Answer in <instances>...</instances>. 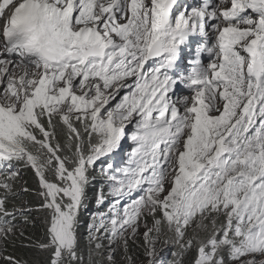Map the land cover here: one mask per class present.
Here are the masks:
<instances>
[{"label":"snow or ice","instance_id":"obj_1","mask_svg":"<svg viewBox=\"0 0 264 264\" xmlns=\"http://www.w3.org/2000/svg\"><path fill=\"white\" fill-rule=\"evenodd\" d=\"M192 36L203 42L173 75ZM23 169L40 240L20 223H33L16 203L33 191ZM97 178L107 207L82 246ZM141 238V264H264V0H2L0 252L19 240L37 254L5 264H136Z\"/></svg>","mask_w":264,"mask_h":264},{"label":"trees","instance_id":"obj_2","mask_svg":"<svg viewBox=\"0 0 264 264\" xmlns=\"http://www.w3.org/2000/svg\"><path fill=\"white\" fill-rule=\"evenodd\" d=\"M22 180L20 182V187L23 188L24 181L28 182V187L32 188V192H21L20 195L16 199V203L18 205H22L25 211L31 209L30 218L33 221L32 224H23L21 221V227L25 231L26 234L31 235L33 239L40 240L44 236V222L43 216L44 213L37 212L35 209L40 204V198L36 195L35 189L37 187L36 181L33 177V173L29 169H23L21 172ZM102 181L97 178L93 181L89 187L87 188V199L85 200V206L80 210L79 215V239L82 246L87 244V235L88 228L87 225L91 220V217L98 211H103L106 209L107 204L98 207L96 204V194L100 188ZM106 190V189H105ZM3 256L5 255H16V256H25L27 258H33L37 256L36 253L26 250L21 247V241L16 242V247L8 246L6 251L2 252ZM0 258V264H5L3 258Z\"/></svg>","mask_w":264,"mask_h":264},{"label":"rangeland","instance_id":"obj_3","mask_svg":"<svg viewBox=\"0 0 264 264\" xmlns=\"http://www.w3.org/2000/svg\"><path fill=\"white\" fill-rule=\"evenodd\" d=\"M125 91H127V90H122L121 93H120V95L121 96L124 95L125 94ZM119 98L120 97H117V100L112 101V103L115 104L119 100ZM132 130H133L132 125H129L128 126V129H127L128 134H130ZM133 146L134 145L132 144V142L130 140H128L127 137H126L122 141V147L117 150L116 154L113 157L112 162L114 163V165L119 166L118 165L119 164V158L117 157V155L119 154V152L123 150L124 151V154H125V157H126V160H127L128 153L131 151V148ZM98 167H99V165H98ZM140 232L141 233L143 232V228L140 229ZM142 243H143L142 238L141 239H138L136 241V243H133L131 240L129 241V246H130L129 254L132 255L133 257H139V259L136 260V264H141V261L143 260L142 248H140L138 246V245H140ZM2 252H0V258L3 255ZM164 255H165V258L166 259H170L171 258L170 251H166ZM117 262H118V264H122V257H121V255L119 253H117Z\"/></svg>","mask_w":264,"mask_h":264},{"label":"clouds","instance_id":"obj_4","mask_svg":"<svg viewBox=\"0 0 264 264\" xmlns=\"http://www.w3.org/2000/svg\"><path fill=\"white\" fill-rule=\"evenodd\" d=\"M187 91L186 89H184V87L181 85H177V88L174 90L175 92V95L176 96H181L183 94H187ZM117 157L119 158V166H122L125 162H126V157H125V154H124V151H120L119 154L117 155Z\"/></svg>","mask_w":264,"mask_h":264}]
</instances>
